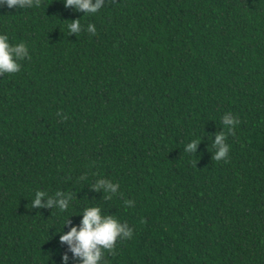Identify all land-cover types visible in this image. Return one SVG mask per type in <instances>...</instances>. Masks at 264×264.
I'll return each mask as SVG.
<instances>
[{"label": "trees", "instance_id": "trees-1", "mask_svg": "<svg viewBox=\"0 0 264 264\" xmlns=\"http://www.w3.org/2000/svg\"><path fill=\"white\" fill-rule=\"evenodd\" d=\"M0 34L28 49L0 75V264H81L59 237L87 207L133 230L103 264H264V0H41Z\"/></svg>", "mask_w": 264, "mask_h": 264}, {"label": "clouds", "instance_id": "clouds-1", "mask_svg": "<svg viewBox=\"0 0 264 264\" xmlns=\"http://www.w3.org/2000/svg\"><path fill=\"white\" fill-rule=\"evenodd\" d=\"M65 8H72L84 15L96 14L105 5V0H63ZM0 6H6L9 9L39 8L41 0H0ZM70 33L76 34L81 31L80 20H74L68 23ZM87 31L93 35L96 28L93 24H88ZM28 57V49L24 43L15 46L9 43L7 35L0 34V75L15 74L20 71V64L17 62ZM222 124L231 133L233 128L239 124V120L234 118L231 113L222 117ZM226 136L223 131L215 135L212 147L215 151V159L217 161L225 160L229 153V146L226 144ZM199 141L193 140L185 146L184 151L188 153H196ZM119 184L112 183L109 180H98L94 188L95 190H103L108 193V198L117 194ZM46 197V193L37 191L32 200V207L51 208L55 203L60 212H65L69 208L70 196L57 192L55 197H47V203L42 204V199ZM126 206H132V201H125ZM79 227H71L70 230L61 234L59 241L66 244L68 250L72 253L73 258L79 259L81 264H103L105 252L112 254L118 240L131 239L133 230L126 223H121L114 216L102 215L99 207H87L84 209ZM68 219L64 224L67 225ZM62 264H68V256L62 257Z\"/></svg>", "mask_w": 264, "mask_h": 264}]
</instances>
